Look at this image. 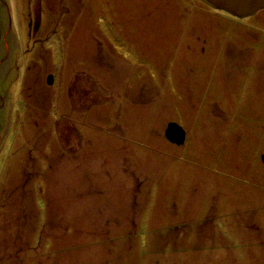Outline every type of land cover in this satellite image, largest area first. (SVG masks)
<instances>
[{"label":"rangeland","instance_id":"374dc122","mask_svg":"<svg viewBox=\"0 0 264 264\" xmlns=\"http://www.w3.org/2000/svg\"><path fill=\"white\" fill-rule=\"evenodd\" d=\"M261 155L264 9L0 0V264H264ZM153 200L219 239L183 259Z\"/></svg>","mask_w":264,"mask_h":264},{"label":"crops","instance_id":"0c3cea01","mask_svg":"<svg viewBox=\"0 0 264 264\" xmlns=\"http://www.w3.org/2000/svg\"><path fill=\"white\" fill-rule=\"evenodd\" d=\"M211 196H214V192L211 193ZM158 198H161L160 195H158ZM153 201L155 202V204H153L154 209L153 208L150 209V211H153L152 212L153 219L149 225H151L156 220L155 213L157 214V212H160V210L158 211V208L156 207L157 205L159 206V203L157 204L156 200H153ZM182 203L183 202L179 201V205H177L178 206L177 210L181 209L180 212L182 215V217H179V219H182L183 221V222L180 221L178 224H176V226L178 225V227L171 229L172 224H167L160 220H156V221L160 225L158 227L160 228L164 227L166 229L165 231L168 232V235H167L165 231L164 232L162 231V234L167 238L161 240V242L159 243H164V242L172 243L175 246L173 250L177 251L176 252L177 255L181 256L183 259H186L190 256H193V253L198 252V251H195L194 249H197V246L199 244H203L204 246H206V249L211 248L213 246V237L211 235L212 233H216L215 238L219 239L216 220L220 217L221 213H224V211L220 208V206L223 205V203L219 200L215 202L213 206H212V203L207 204L206 206L209 209L205 213L204 211H201L202 215H199V214L194 215V211H192L193 208L191 209L189 205L183 206ZM210 212H213L212 220H206V217L210 214ZM154 215H155V218H154ZM176 219L178 218L176 217ZM210 221L214 223V226H212V224H210L209 226L205 225V223H208ZM189 224H196L195 225L196 227H200L199 224H201L202 225L201 227H207L208 230L206 231L204 230L202 231L200 229L195 230L193 229L194 226H191ZM148 226L147 228L149 229ZM162 234L158 233L160 237L163 236ZM262 241L263 239L261 240V242ZM152 249L153 251H157V254L150 255L153 257L151 258L150 264L152 262H154L155 264H163L162 257H165V256L158 255V254L165 253V250L168 249V247H164V244H162V247H158V249H156L153 246ZM169 249L172 250L171 248Z\"/></svg>","mask_w":264,"mask_h":264},{"label":"water","instance_id":"95a60500","mask_svg":"<svg viewBox=\"0 0 264 264\" xmlns=\"http://www.w3.org/2000/svg\"><path fill=\"white\" fill-rule=\"evenodd\" d=\"M207 6L222 10L233 17L245 18L254 15L257 11L264 9V0H200ZM47 83L52 82V76L48 75ZM164 137L170 143L181 145L185 140L184 129L175 122H168L164 129ZM264 163V155H261Z\"/></svg>","mask_w":264,"mask_h":264}]
</instances>
